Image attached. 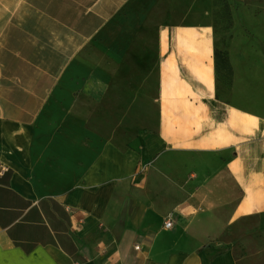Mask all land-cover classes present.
I'll return each mask as SVG.
<instances>
[{
    "label": "crops",
    "instance_id": "crops-1",
    "mask_svg": "<svg viewBox=\"0 0 264 264\" xmlns=\"http://www.w3.org/2000/svg\"><path fill=\"white\" fill-rule=\"evenodd\" d=\"M191 1L0 0V264H264L260 96Z\"/></svg>",
    "mask_w": 264,
    "mask_h": 264
},
{
    "label": "rangeland",
    "instance_id": "rangeland-1",
    "mask_svg": "<svg viewBox=\"0 0 264 264\" xmlns=\"http://www.w3.org/2000/svg\"><path fill=\"white\" fill-rule=\"evenodd\" d=\"M191 2L194 5L192 12L196 10L198 4L210 6L209 55L219 50L227 52L232 57L231 53L237 46L235 51V57L239 63L237 71L242 72L241 77L252 99L255 101L260 96L257 101L261 100L257 108L248 107V110L257 115H264V0H226L231 17L230 29L227 28L228 10L224 7L222 0H192ZM181 14V6L177 5V26L185 18ZM188 15L187 8V20H189ZM216 83V96L225 100L230 87L229 80L224 75L216 76ZM257 94L258 97L255 99ZM254 234L253 230L247 231L245 237L237 238L238 244H262L264 238L252 237ZM237 255L243 254L237 251Z\"/></svg>",
    "mask_w": 264,
    "mask_h": 264
},
{
    "label": "bare ground",
    "instance_id": "bare-ground-1",
    "mask_svg": "<svg viewBox=\"0 0 264 264\" xmlns=\"http://www.w3.org/2000/svg\"><path fill=\"white\" fill-rule=\"evenodd\" d=\"M193 17H194V20L197 22L198 26L202 27L204 33L206 32V30L210 29L211 15H210L208 4H204L201 7H199L198 9H196L195 11H193ZM236 47H235V49H233V52L231 53V55H232L231 59L236 64V69H238L239 63H238L237 57H235ZM241 75H242V72L240 70L237 71V76L239 77ZM239 94H240V97L241 96L244 97L245 92H244L243 88H239Z\"/></svg>",
    "mask_w": 264,
    "mask_h": 264
},
{
    "label": "trees",
    "instance_id": "trees-1",
    "mask_svg": "<svg viewBox=\"0 0 264 264\" xmlns=\"http://www.w3.org/2000/svg\"><path fill=\"white\" fill-rule=\"evenodd\" d=\"M222 3L224 5V7L226 8V10H228V14H229V9H228V5L226 3V0H222ZM228 29L231 28V17L230 14L228 16ZM213 58H214V70L216 73V76H221L224 75L230 82V86H231V82H232V77H233V69L231 66V63L229 61V57H228V53L225 51H219V50H215L213 53ZM224 59L225 61V66H221L220 64V59Z\"/></svg>",
    "mask_w": 264,
    "mask_h": 264
},
{
    "label": "built area",
    "instance_id": "built-area-1",
    "mask_svg": "<svg viewBox=\"0 0 264 264\" xmlns=\"http://www.w3.org/2000/svg\"><path fill=\"white\" fill-rule=\"evenodd\" d=\"M172 227V219L168 218L165 222H164V228L165 229H170Z\"/></svg>",
    "mask_w": 264,
    "mask_h": 264
},
{
    "label": "flooded vegetation",
    "instance_id": "flooded-vegetation-1",
    "mask_svg": "<svg viewBox=\"0 0 264 264\" xmlns=\"http://www.w3.org/2000/svg\"><path fill=\"white\" fill-rule=\"evenodd\" d=\"M219 65H221L222 67L223 66H225V61H224V59L222 58V59H220V64Z\"/></svg>",
    "mask_w": 264,
    "mask_h": 264
}]
</instances>
